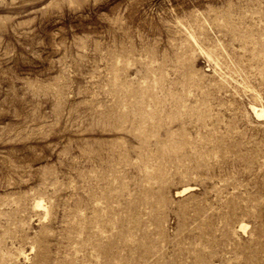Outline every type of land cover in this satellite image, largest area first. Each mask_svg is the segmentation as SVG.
<instances>
[{"label":"rangeland","instance_id":"374dc122","mask_svg":"<svg viewBox=\"0 0 264 264\" xmlns=\"http://www.w3.org/2000/svg\"><path fill=\"white\" fill-rule=\"evenodd\" d=\"M253 106L264 0H0V264H264Z\"/></svg>","mask_w":264,"mask_h":264},{"label":"bare ground","instance_id":"6f19581e","mask_svg":"<svg viewBox=\"0 0 264 264\" xmlns=\"http://www.w3.org/2000/svg\"><path fill=\"white\" fill-rule=\"evenodd\" d=\"M252 109L254 110V113L258 118H261V119L264 118V107L258 108L256 106H253ZM192 189L193 188H191V187L182 188V189H180V191H178V196L183 195L184 193H186Z\"/></svg>","mask_w":264,"mask_h":264}]
</instances>
